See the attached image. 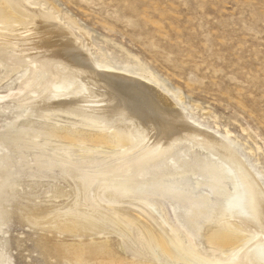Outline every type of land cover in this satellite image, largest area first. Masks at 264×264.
Wrapping results in <instances>:
<instances>
[{
  "label": "rangeland",
  "instance_id": "374dc122",
  "mask_svg": "<svg viewBox=\"0 0 264 264\" xmlns=\"http://www.w3.org/2000/svg\"><path fill=\"white\" fill-rule=\"evenodd\" d=\"M34 1L44 6L42 0H26L30 5ZM52 1L60 7V19L69 14L90 32L87 41L76 26L72 27L99 69H113L138 78L149 71L156 74L158 81H151L189 120L231 144L264 187V0ZM26 73L27 67L21 66L0 79V95H4L0 99V181L5 173L15 181L12 193L0 198V264H77L55 256L46 243L81 241L113 244L129 260H136L134 264L151 260L163 264L152 235L162 234L173 245L171 238L175 233L181 243H191L196 248L197 256L213 261L218 251L207 244L206 233L215 215L209 223L205 216L215 207L218 195L205 182L200 188L195 187L194 177L200 173L198 150H191L184 143L145 167V175L173 170L179 162L181 168L198 167L195 175L187 177L191 190L203 194L204 210L182 206L161 195L148 196L150 208L141 197L129 194L112 204L119 212L110 214L111 221L97 222L76 233L55 228V223L65 218L62 213L66 208L76 202L73 179L60 176L32 179L24 170L34 165L31 158L35 150L25 148L22 141L15 147L8 131L12 125L39 126L27 99H21L26 98L27 92H22L19 99L10 95ZM64 89L69 94L76 90L68 77L55 82L51 95L65 92ZM52 119H58L62 125H73L69 117L52 116ZM71 129L82 135L91 134L81 123ZM21 149L25 151L24 157H20ZM98 150L102 151L93 153L91 161L81 162L73 156L78 162L72 166L94 170L113 158L104 157L106 148ZM72 151H77V147H72ZM225 183L227 187L232 185L228 180ZM102 205L97 209L112 212L108 211L112 209L108 203ZM74 207L84 210L88 206ZM127 217H133L135 223H127ZM255 256L251 253L249 259L257 264ZM169 264L188 263L172 260Z\"/></svg>",
  "mask_w": 264,
  "mask_h": 264
},
{
  "label": "bare ground",
  "instance_id": "6f19581e",
  "mask_svg": "<svg viewBox=\"0 0 264 264\" xmlns=\"http://www.w3.org/2000/svg\"><path fill=\"white\" fill-rule=\"evenodd\" d=\"M42 1L44 6H39L40 1H34L32 4L37 6H33L26 0H0V79L21 66L27 67L26 75L10 95L19 99L22 92H27L26 98L21 99H27L39 126L8 128L15 147L22 141L25 148L35 150L31 158L34 165L24 171L37 180L71 177L77 198L74 206H88L84 210L68 206L62 213L65 218L57 221L55 228L76 233L97 222L111 221L110 214L119 212L112 204L129 194L138 195L150 208L148 196L161 195L182 206L204 210L203 194L191 190L187 177L195 175L198 167L181 168L179 162L173 170L145 175V167L184 143L189 149L198 150L200 173L194 177L195 187L200 188L205 182L218 195L215 207L205 216L209 223L215 215L206 242L218 253L213 261L202 259L194 253L196 248L191 243H181L176 233L171 238L173 245L162 234L152 235L163 264L172 260L188 264H254L249 259L251 253L256 255L257 264H264V187L236 149L214 131L189 120L152 82L158 81L153 72L138 78L113 69H99L72 27L76 26L87 41L90 32L69 14L60 19V7L52 0ZM61 77L72 80L75 92L69 94L64 89L65 92L51 95L52 86ZM161 115L165 117L163 121ZM52 116L72 118L69 122L73 125H62ZM78 123L87 126L91 134L72 130ZM56 140L61 143L54 144ZM88 141L91 145L86 144ZM72 147H77V151H72ZM99 148H106L105 158L113 157L106 165L94 170L72 166L78 162L73 156L81 162L91 161L93 153L102 151ZM24 155L21 149L20 157ZM226 180L231 181V187L226 186ZM14 183L9 173L3 175L0 198L12 193ZM102 202L108 203L112 207L108 211L112 212L97 209L103 206ZM135 221L127 217V223ZM171 229L176 231L173 226ZM46 245L58 258L77 264L136 261L107 242ZM147 245L154 250L151 242L147 241ZM145 264L162 263L151 260Z\"/></svg>",
  "mask_w": 264,
  "mask_h": 264
},
{
  "label": "snow or ice",
  "instance_id": "6c2138e0",
  "mask_svg": "<svg viewBox=\"0 0 264 264\" xmlns=\"http://www.w3.org/2000/svg\"><path fill=\"white\" fill-rule=\"evenodd\" d=\"M160 119L163 121L165 119V117H163L162 115L160 116Z\"/></svg>",
  "mask_w": 264,
  "mask_h": 264
}]
</instances>
